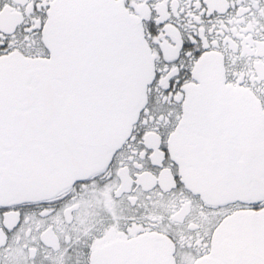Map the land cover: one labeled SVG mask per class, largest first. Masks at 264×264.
I'll return each mask as SVG.
<instances>
[{"label": "snow or ice", "instance_id": "6c2138e0", "mask_svg": "<svg viewBox=\"0 0 264 264\" xmlns=\"http://www.w3.org/2000/svg\"><path fill=\"white\" fill-rule=\"evenodd\" d=\"M0 264H264V0H0Z\"/></svg>", "mask_w": 264, "mask_h": 264}]
</instances>
